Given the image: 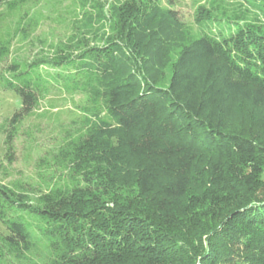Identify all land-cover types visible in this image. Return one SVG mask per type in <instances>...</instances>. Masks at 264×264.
Masks as SVG:
<instances>
[{
  "label": "trees",
  "instance_id": "16d2710c",
  "mask_svg": "<svg viewBox=\"0 0 264 264\" xmlns=\"http://www.w3.org/2000/svg\"><path fill=\"white\" fill-rule=\"evenodd\" d=\"M243 10L194 36L126 0L77 53L7 62L0 44L7 152L50 91L86 97L55 184H0V264H264V24Z\"/></svg>",
  "mask_w": 264,
  "mask_h": 264
},
{
  "label": "rangeland",
  "instance_id": "374dc122",
  "mask_svg": "<svg viewBox=\"0 0 264 264\" xmlns=\"http://www.w3.org/2000/svg\"><path fill=\"white\" fill-rule=\"evenodd\" d=\"M124 1L36 0L15 8L3 6L0 11V44L8 42L10 52L6 61L53 58L63 47L66 53H77L72 49L77 47L75 42L89 44L93 42L92 35L100 37L97 31L107 28L114 8ZM133 1L145 8L155 5L174 12L183 30L194 36L203 32L209 15L223 20L242 14L239 12L243 9L248 10L244 15L246 21L264 24L262 13L245 0ZM107 30L109 27L103 31ZM83 103H86V97L80 93L52 90L22 122L10 152L6 151L0 134V184L34 191H45L55 184L58 168L53 160L57 148L71 130L70 112H75V107ZM18 108L13 95L0 89V124ZM5 231L0 223V234Z\"/></svg>",
  "mask_w": 264,
  "mask_h": 264
}]
</instances>
